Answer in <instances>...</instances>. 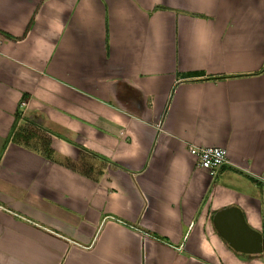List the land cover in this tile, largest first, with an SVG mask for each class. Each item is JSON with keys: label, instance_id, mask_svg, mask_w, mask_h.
Here are the masks:
<instances>
[{"label": "crops", "instance_id": "crops-1", "mask_svg": "<svg viewBox=\"0 0 264 264\" xmlns=\"http://www.w3.org/2000/svg\"><path fill=\"white\" fill-rule=\"evenodd\" d=\"M230 205L264 238V0H0V264H264Z\"/></svg>", "mask_w": 264, "mask_h": 264}, {"label": "water", "instance_id": "water-1", "mask_svg": "<svg viewBox=\"0 0 264 264\" xmlns=\"http://www.w3.org/2000/svg\"><path fill=\"white\" fill-rule=\"evenodd\" d=\"M212 223L234 250L244 253L264 250V238L258 231L248 227L237 207L230 205L215 210Z\"/></svg>", "mask_w": 264, "mask_h": 264}, {"label": "built area", "instance_id": "built-area-1", "mask_svg": "<svg viewBox=\"0 0 264 264\" xmlns=\"http://www.w3.org/2000/svg\"><path fill=\"white\" fill-rule=\"evenodd\" d=\"M188 151L196 156L197 165L208 169L211 175L228 162L224 147L219 145H189Z\"/></svg>", "mask_w": 264, "mask_h": 264}, {"label": "trees", "instance_id": "trees-1", "mask_svg": "<svg viewBox=\"0 0 264 264\" xmlns=\"http://www.w3.org/2000/svg\"><path fill=\"white\" fill-rule=\"evenodd\" d=\"M16 115L18 116V113H17ZM16 134H17V133H16ZM18 136H20V134H19ZM21 136H22V135H21ZM23 138H26V137L23 136ZM43 148H44V149H43ZM43 150H44V151H47L46 146H43V147H42V154L46 155V154L43 152ZM102 158H104V157H102Z\"/></svg>", "mask_w": 264, "mask_h": 264}]
</instances>
